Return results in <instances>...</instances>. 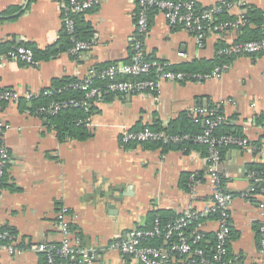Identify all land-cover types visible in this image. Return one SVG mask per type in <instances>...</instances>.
Returning a JSON list of instances; mask_svg holds the SVG:
<instances>
[{"label":"crops","instance_id":"0c3cea01","mask_svg":"<svg viewBox=\"0 0 264 264\" xmlns=\"http://www.w3.org/2000/svg\"><path fill=\"white\" fill-rule=\"evenodd\" d=\"M223 1L237 4L230 13L237 19L249 6L264 11V0H195L202 7ZM77 18L84 28L82 40L93 42L89 51L58 50L55 56L30 64L10 57L11 50L0 47V88L39 95L56 78L83 79L93 66L131 57L137 34L134 0H106ZM65 33L57 0H0V44L4 48L10 42L24 41L42 50L57 49ZM239 36L237 28L224 32L223 38L208 33L203 46H198L192 32L170 26L161 12L154 11L144 52L165 65L211 60L218 54L220 41L236 42ZM226 65L221 77L159 79L155 91L101 99L91 115V135L86 139L60 138L50 115L33 108L25 97L0 102V119L10 124L0 139V149L4 144L11 156L0 187V223L26 249L17 256L1 253L0 264H42L43 255L28 248L40 242H60L56 216L61 207L69 210L73 239L87 248H106L132 227H151L163 212L170 222L188 210L208 208L214 181L204 148L165 149L123 139L126 131L156 123L167 126L201 105L219 108L243 136L261 145L256 151L224 148L221 166L222 185L235 196L230 208L229 255L237 264H261L262 195L246 193L253 181L249 166L264 163V52L237 55ZM196 172L193 181L191 174ZM218 217L210 213L201 221L206 234L203 245L208 250L215 245ZM173 262L186 264L184 256L174 257ZM93 264L142 263L117 250H105Z\"/></svg>","mask_w":264,"mask_h":264},{"label":"built area","instance_id":"2783aa9c","mask_svg":"<svg viewBox=\"0 0 264 264\" xmlns=\"http://www.w3.org/2000/svg\"><path fill=\"white\" fill-rule=\"evenodd\" d=\"M63 11V23L65 30L70 34L73 42L70 53L80 54L89 51L93 42L81 40L75 36V20L73 14L87 12L106 0H57ZM137 5V34L133 37L132 54L129 62H117L104 68L92 67L88 75L72 84L83 92L81 98H69L53 100L48 106H42L38 110L48 115L57 114L67 108H82L88 113L86 124L89 125L90 110L97 105L104 96L115 93H147L155 91L159 86V79L170 81H184L187 79H211L221 77L227 65L218 66L207 74H186L166 70L162 62L156 59L146 58L144 52L145 40L151 30V13L161 12L172 27H182L196 38L198 46H203L208 33H214L223 38L224 32L230 28H239L244 24L242 18L234 21H221L219 15L232 13L237 7L233 1L209 6L197 7L195 0H134ZM264 52V38L242 42H231L219 49L222 55H255ZM10 57L20 59L27 63L36 62L34 51L25 46H17L9 53ZM153 70L159 72L158 79L143 78ZM96 81L103 82L102 85ZM51 95L53 90H47ZM35 94L21 92L14 88H0V102L17 101L22 97L31 99ZM192 116L198 120H205V128L198 134H170L166 131H157L146 127L141 130L126 131L123 139L126 142L144 143L147 141H163L164 143H177L183 140L206 146L208 152V173L214 181L213 199L211 205L204 210H188L177 218L164 224L157 216L151 227H132L125 237L110 243L106 248H87L78 245L73 239L69 210L61 207L56 216V229L61 235L58 243L40 242L31 245L28 249L45 256L44 264H93L97 256L105 250H117L130 256L142 264H171L177 254L184 256L186 264H237L236 259L229 255V241L231 238L232 224L230 208L234 194L226 190L222 185L221 166L223 163V151L228 147H240L248 151H256L259 148L250 140L239 134H216L215 128L227 122V118L217 107L201 105L193 108ZM10 128V124L0 119V139ZM10 152L2 144L0 149V185L7 174L10 164ZM198 173L191 174V180L195 181ZM252 184L246 194L262 195L260 207L264 210V170L252 171ZM210 213L218 214L219 228L216 232V241L212 250H208L203 242L206 234L201 230V221ZM195 222L196 226H193ZM189 229L191 230L189 232ZM264 234V228H263ZM156 239L158 244L149 241ZM260 254L264 264V236L260 241ZM26 249L19 245L18 237L12 231L4 228L0 223V254L6 252L12 256L22 254Z\"/></svg>","mask_w":264,"mask_h":264},{"label":"trees","instance_id":"16d2710c","mask_svg":"<svg viewBox=\"0 0 264 264\" xmlns=\"http://www.w3.org/2000/svg\"><path fill=\"white\" fill-rule=\"evenodd\" d=\"M197 7H202L199 6L196 3ZM83 13V12H82ZM81 13L73 14V18L75 20V36L78 39H83L82 35V30L84 28H81L80 22L77 18V16ZM219 19L221 21H234L237 20L236 16L230 14V13H222L219 15ZM244 24L239 26L237 28L240 31V36H239V41L236 42H242V41H248V40H258L264 38V11L252 6L248 7V11L246 14H244L243 18ZM88 26H86L87 28ZM85 28V29H86ZM232 29V28H230ZM229 29V30H230ZM89 41V40H88ZM92 42V41H91ZM73 42L71 40L70 34L67 32L64 35L63 39V44L59 46L57 49L53 48H48V49H39L37 46H35L32 43L29 42H24V41H19L17 42H10L9 45H7L6 48L3 47V44H0V47L3 48V50H12L13 48L17 46H25L29 47L34 51V58L35 60L39 59H47L50 58L51 56H55L58 52V50H65L67 49L68 52H70V48L72 47ZM227 44H225L223 41H220L219 44V49L225 47ZM219 49H218V54L214 59L211 60H195L193 62H187V63H182V64H177V65H166L165 68L166 70H171L173 72H183L189 75L192 74H207L212 72L216 67L218 66H223L226 64H230L233 59L237 55H222L219 54ZM146 58L151 59V57H148L146 55ZM131 60V57H129L128 60H125L124 62H129ZM117 63V62H115ZM115 63H110L106 65H97L96 68H104L107 66H110ZM164 64V63H163ZM165 65V64H164ZM159 72L156 70H153L149 75L143 77L146 79H157ZM79 78H69V77H63V78H56L53 81V85L47 89V90H53L54 93L51 95L46 94L43 91L39 95H35L31 99H29L28 102L35 108L36 110L39 109L42 106H48L51 101L53 100H64V99H69V98H81L84 94L82 91H80L78 88H75L72 86V84L79 82ZM97 84L102 85L103 82L101 81H96ZM116 95L115 93L108 94L104 96L103 100H109L111 99L112 96ZM122 95V94H119ZM25 99V98H21ZM20 99V100H21ZM26 100V99H25ZM211 106V105H208ZM214 107V106H211ZM96 106L93 105L90 110V114L95 112ZM88 117V113L85 112L84 109L82 108H67L59 111L57 114L50 115L49 120L51 122V125L55 127V129L58 132V135L60 138H63L66 135L76 137L79 139H86L88 138L91 133L89 132L88 124H86V118ZM190 117L192 116V113H184L182 114L178 119H175L169 123L167 126H162L160 123H156L149 127L150 129L157 130V131H166L170 134H198L203 131L205 127L202 126L203 121L206 122L205 120L198 119L196 120L194 117L191 119ZM146 128V127H145ZM144 129V128H142ZM141 130V129H140ZM215 133L216 134H226V133H234V134H239L242 135L236 127L233 126L232 122L230 120H227V122H223L219 124L215 128ZM152 143H155L156 146H161L165 149L169 148H187L189 150L191 147H202L206 150V146L193 142L191 140H183L177 143H164L163 141H147L142 144L145 145H151ZM253 144L257 147H261V145L258 142H253ZM207 151V150H206ZM249 170L251 171H262L264 170V163H254L249 166ZM4 181V180H3ZM2 184L0 185V187ZM166 213L163 212L160 213V219L161 221L166 224L168 222V218L165 215ZM163 219V220H162ZM195 225V222H193L192 227ZM191 230L189 229V232ZM160 241L153 239L149 241L151 244H158ZM43 255V254H42ZM44 260L43 263L45 262V256L43 255ZM177 257H181V255L177 254ZM171 264H176V262H172Z\"/></svg>","mask_w":264,"mask_h":264}]
</instances>
